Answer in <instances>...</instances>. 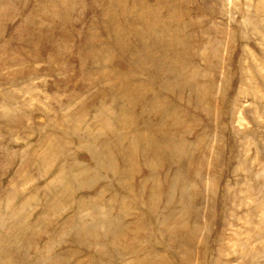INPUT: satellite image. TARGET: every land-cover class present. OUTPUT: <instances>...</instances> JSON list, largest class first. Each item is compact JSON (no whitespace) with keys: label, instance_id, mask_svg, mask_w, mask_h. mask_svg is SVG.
<instances>
[{"label":"rangeland","instance_id":"rangeland-1","mask_svg":"<svg viewBox=\"0 0 264 264\" xmlns=\"http://www.w3.org/2000/svg\"><path fill=\"white\" fill-rule=\"evenodd\" d=\"M0 264H264V0H0Z\"/></svg>","mask_w":264,"mask_h":264},{"label":"bare ground","instance_id":"bare-ground-1","mask_svg":"<svg viewBox=\"0 0 264 264\" xmlns=\"http://www.w3.org/2000/svg\"><path fill=\"white\" fill-rule=\"evenodd\" d=\"M180 157V156H179ZM104 160V159H103ZM111 167V166H110Z\"/></svg>","mask_w":264,"mask_h":264}]
</instances>
